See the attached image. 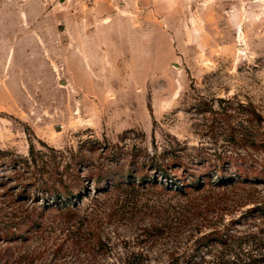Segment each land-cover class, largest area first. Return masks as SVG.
<instances>
[{
	"label": "rangeland",
	"instance_id": "1",
	"mask_svg": "<svg viewBox=\"0 0 264 264\" xmlns=\"http://www.w3.org/2000/svg\"><path fill=\"white\" fill-rule=\"evenodd\" d=\"M58 5L27 18L19 42L0 32V161L31 164L0 171V264H210L222 248L199 253L196 240L255 231L248 209L264 184L112 188L93 169L128 158L155 178L160 163L212 146L199 109L216 97L264 115V0H139L74 18ZM78 165L74 213L40 190L19 194L54 172L73 183Z\"/></svg>",
	"mask_w": 264,
	"mask_h": 264
},
{
	"label": "trees",
	"instance_id": "2",
	"mask_svg": "<svg viewBox=\"0 0 264 264\" xmlns=\"http://www.w3.org/2000/svg\"><path fill=\"white\" fill-rule=\"evenodd\" d=\"M202 104L204 105L199 111L207 118L206 134L211 139L212 146L204 144L201 147L194 146L189 152L186 151L184 156L179 155V159H174L167 165L162 163L156 165L158 171L155 178L148 176L139 163L136 167L137 172H133L131 167H127L128 158L124 160L118 158L114 169L98 166L93 169L96 183L106 178L112 188L124 186L133 188L152 184L179 193L201 190L208 184L221 186L264 184V115L258 105L253 100L244 99L237 94L216 97L211 102ZM188 158H191V163ZM133 160L135 159H132V163ZM79 162L84 164L85 157L82 156ZM30 165L29 158L0 161V171L12 168L15 174L21 175L29 172ZM79 167L80 165L77 166V176L73 183L67 181L64 174L57 175L54 172L55 177L42 179L36 190H33L37 184L34 183L30 191L22 188L19 194L30 196L33 191L40 190L50 195L51 201L47 204L74 213L78 196L76 193L85 185ZM214 172H217L215 177ZM160 175L165 179H161ZM9 176L6 175L3 180ZM102 187L105 188L103 191L111 189H106L105 185ZM255 202L256 204L248 209L258 222L254 223L257 226L255 231L243 236L237 232L214 227L196 240L199 253L202 248L205 250L202 253L205 254L212 252L215 247L222 248L216 249L219 253L217 255L215 253L210 264H264V193ZM201 258L202 260L190 256L188 263L203 264L207 261L203 256Z\"/></svg>",
	"mask_w": 264,
	"mask_h": 264
},
{
	"label": "crops",
	"instance_id": "3",
	"mask_svg": "<svg viewBox=\"0 0 264 264\" xmlns=\"http://www.w3.org/2000/svg\"><path fill=\"white\" fill-rule=\"evenodd\" d=\"M139 0H0V32L17 35L25 33L27 18H40L52 16L59 4L65 6L66 17H81L79 6H87L94 13L101 10V16H105V10L112 11L117 3H125L127 6L137 3ZM100 16V14H99ZM67 30V27H66ZM73 32V30H72ZM80 31L77 30L76 34Z\"/></svg>",
	"mask_w": 264,
	"mask_h": 264
}]
</instances>
